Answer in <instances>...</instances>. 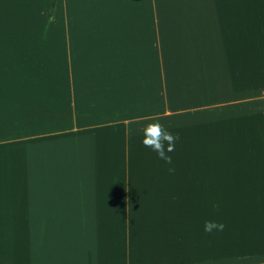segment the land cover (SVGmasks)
<instances>
[{"label": "crops", "instance_id": "0c3cea01", "mask_svg": "<svg viewBox=\"0 0 264 264\" xmlns=\"http://www.w3.org/2000/svg\"><path fill=\"white\" fill-rule=\"evenodd\" d=\"M0 264H264V0H0Z\"/></svg>", "mask_w": 264, "mask_h": 264}, {"label": "clouds", "instance_id": "9594fccd", "mask_svg": "<svg viewBox=\"0 0 264 264\" xmlns=\"http://www.w3.org/2000/svg\"><path fill=\"white\" fill-rule=\"evenodd\" d=\"M147 127H154L160 133L159 138L153 137L149 139L147 136L142 140V143L145 147L151 148L156 152L159 159L164 160L166 164H172V157L168 155L169 152L175 150V142L178 139L177 136H174L172 133L164 129L163 125L159 122H154L153 125H148ZM169 173H174L175 169L170 167L168 169ZM213 207L218 210L219 205H213ZM225 228V225L222 222L207 220L204 222V231L206 233H212L213 231L222 232Z\"/></svg>", "mask_w": 264, "mask_h": 264}, {"label": "trees", "instance_id": "16d2710c", "mask_svg": "<svg viewBox=\"0 0 264 264\" xmlns=\"http://www.w3.org/2000/svg\"><path fill=\"white\" fill-rule=\"evenodd\" d=\"M56 0H50V13L52 12Z\"/></svg>", "mask_w": 264, "mask_h": 264}]
</instances>
